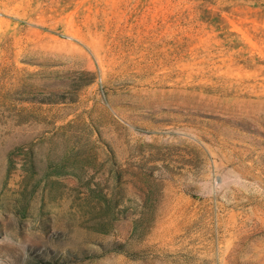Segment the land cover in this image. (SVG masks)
<instances>
[{
    "label": "rangeland",
    "instance_id": "obj_1",
    "mask_svg": "<svg viewBox=\"0 0 264 264\" xmlns=\"http://www.w3.org/2000/svg\"><path fill=\"white\" fill-rule=\"evenodd\" d=\"M0 264H264V0H0Z\"/></svg>",
    "mask_w": 264,
    "mask_h": 264
},
{
    "label": "trees",
    "instance_id": "obj_2",
    "mask_svg": "<svg viewBox=\"0 0 264 264\" xmlns=\"http://www.w3.org/2000/svg\"><path fill=\"white\" fill-rule=\"evenodd\" d=\"M42 103H47V102L45 101V102H42Z\"/></svg>",
    "mask_w": 264,
    "mask_h": 264
}]
</instances>
